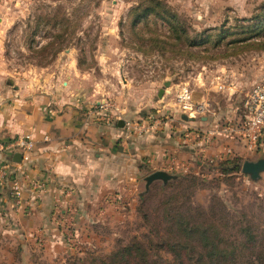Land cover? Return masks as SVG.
Wrapping results in <instances>:
<instances>
[{"label":"rangeland","instance_id":"374dc122","mask_svg":"<svg viewBox=\"0 0 264 264\" xmlns=\"http://www.w3.org/2000/svg\"><path fill=\"white\" fill-rule=\"evenodd\" d=\"M263 6L264 0H0V24L3 17L11 21L0 27L1 77L10 85L63 64L72 53L100 98L158 115L164 113L153 106L163 99L160 89L183 83L206 95L212 109L226 112L264 81ZM121 65L128 86L111 73ZM219 175L199 172L207 183L196 187L192 203L224 201L233 224L252 222L264 230V173L258 181L241 171L215 181ZM145 186L141 177L136 190L129 188L100 216L94 211L90 219L71 217L60 233L62 243L26 249L11 243L0 249V264L99 263L133 237L152 236L155 225L143 212L156 207L161 214L170 189L161 191L154 181L148 194ZM153 219L160 227L159 218Z\"/></svg>","mask_w":264,"mask_h":264},{"label":"crops","instance_id":"0c3cea01","mask_svg":"<svg viewBox=\"0 0 264 264\" xmlns=\"http://www.w3.org/2000/svg\"><path fill=\"white\" fill-rule=\"evenodd\" d=\"M10 24L3 17L0 27ZM78 61L68 53L63 64L36 70V76L25 74L10 85L0 73V141L30 134L35 142L27 161H15L20 152L0 154V163L12 162L26 203L21 210L14 208L12 180L0 179V249L11 243L25 249L62 243L60 233L71 217L90 219L94 211L102 215L109 203L123 198L129 188L133 192L141 177L145 181L156 170L178 176L220 171L221 162L256 160L264 154V141L253 152L240 137L217 133L206 141L204 131L242 117L243 101L224 113L191 88L205 110L189 115L176 100L183 83L165 88L163 99L153 105L164 113L148 115L120 101L119 118L107 122L95 111L106 98L95 95L97 88L85 80ZM111 73H119L124 86L130 83L122 65ZM149 116L161 117L163 123L144 134L129 132L124 125Z\"/></svg>","mask_w":264,"mask_h":264},{"label":"trees","instance_id":"16d2710c","mask_svg":"<svg viewBox=\"0 0 264 264\" xmlns=\"http://www.w3.org/2000/svg\"><path fill=\"white\" fill-rule=\"evenodd\" d=\"M260 24L259 33L264 32V19ZM179 28L175 26L177 32ZM242 164L238 158L221 162L214 180H230ZM205 183L204 176L192 173L160 182L161 191L170 189L161 201V214L156 207L143 212L146 222L155 225L152 236H135L109 259L92 264H264V230L255 229L252 222L233 224L224 201L213 200L208 207L192 203L196 187ZM145 192L151 194L150 189ZM153 218H159L160 227Z\"/></svg>","mask_w":264,"mask_h":264},{"label":"built area","instance_id":"2783aa9c","mask_svg":"<svg viewBox=\"0 0 264 264\" xmlns=\"http://www.w3.org/2000/svg\"><path fill=\"white\" fill-rule=\"evenodd\" d=\"M176 100L181 109L189 115H197L205 110L204 103L194 100L189 85H182L176 91ZM96 112L101 113V118L107 122L119 118L120 108L114 101L103 99L95 107ZM161 117L149 116L147 119H129L125 121L126 129L132 133L144 134L152 131L157 125L163 123ZM225 137H240L248 151H256L264 141V81L256 83L243 101V115L239 119L227 120L217 124L212 130L204 131L206 141H211L215 134ZM35 147L34 139L30 134H20L16 137L0 141V154L2 152H20L22 160L30 159ZM12 180V193L14 208L21 210L26 206L23 199V186L21 180L15 175L12 162L0 163V179ZM35 187L40 185L34 183Z\"/></svg>","mask_w":264,"mask_h":264},{"label":"water","instance_id":"95a60500","mask_svg":"<svg viewBox=\"0 0 264 264\" xmlns=\"http://www.w3.org/2000/svg\"><path fill=\"white\" fill-rule=\"evenodd\" d=\"M170 82L167 81L165 82V86H169ZM165 88H161L159 91V96H162L164 93ZM121 123H123L121 121ZM15 161L20 162L22 159V154L21 153H16L15 154ZM241 172L244 175H247L249 179L253 181H258L259 179L262 178V174L264 173V154L259 157L256 160H245L242 164ZM178 177V174H173L165 170H156L152 173H150L146 178V190H149L150 185L154 181H162L163 183H168L171 180H174Z\"/></svg>","mask_w":264,"mask_h":264}]
</instances>
